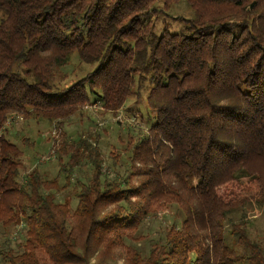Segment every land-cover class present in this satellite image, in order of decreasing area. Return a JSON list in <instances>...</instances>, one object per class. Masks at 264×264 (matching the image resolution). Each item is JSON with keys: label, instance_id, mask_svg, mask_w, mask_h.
Instances as JSON below:
<instances>
[{"label": "trees", "instance_id": "trees-1", "mask_svg": "<svg viewBox=\"0 0 264 264\" xmlns=\"http://www.w3.org/2000/svg\"><path fill=\"white\" fill-rule=\"evenodd\" d=\"M179 1L0 0V230L24 231L0 264H264L247 215L264 212V0H185L195 18L158 35L159 5ZM73 53L97 67L58 88ZM145 75L156 121L109 153L112 173L83 135L74 146L92 163L73 191L79 147L58 152L63 179L38 165L22 174L7 138L16 117L113 112ZM163 212L176 214L150 238Z\"/></svg>", "mask_w": 264, "mask_h": 264}, {"label": "rangeland", "instance_id": "rangeland-1", "mask_svg": "<svg viewBox=\"0 0 264 264\" xmlns=\"http://www.w3.org/2000/svg\"><path fill=\"white\" fill-rule=\"evenodd\" d=\"M163 10L156 15L154 20L157 26L156 33L162 34L165 31L169 33H182L186 28V23L173 19V17H181L184 20H192L195 18L194 10L187 4L185 0L171 5L170 9L165 11L163 3L159 5ZM97 64H88L83 62L77 53H73L65 67L61 68V72L65 73L63 79H55L53 82L58 88H67L72 86L78 80L83 79L88 73L94 71ZM148 76H142V80H136V94L128 99L125 104L116 111H104L100 103H92L89 107H85L63 119L62 124L58 121H48L31 117L24 119L16 117L11 125H8L7 138L10 142L18 145L23 150L24 155L22 161L24 167L22 174L29 173L35 165L41 167L49 177H59L63 179L65 175L61 171L58 163V152L64 146L73 145L78 148L81 143L74 146V142L83 136L87 144L97 147L101 156L105 159L104 168L112 173L108 167L111 163L110 152H118L122 154L127 142L132 135H141L146 133L156 121L155 115L151 113L146 105V98L149 91ZM96 97L92 96V100ZM25 139V140H24ZM86 145V144H83ZM79 147L85 151L80 153L79 171L73 175L69 191H73L74 180L78 177L87 176L90 173L91 160L86 157V147ZM67 150V149H66ZM88 156V155H87ZM126 164L121 165L120 174H123ZM81 179H84L83 177ZM64 182V180H63ZM223 197L229 198L227 194ZM76 201L74 200L73 204ZM175 212H172L174 216ZM170 212L158 213L155 217L148 221V235L150 238H158L162 234L167 225L172 221ZM176 214V213H175ZM248 219L250 221V232L254 239L260 241L264 246V212L257 205H252L248 211ZM234 217V215H233ZM181 219V218H180ZM19 228V227H18ZM13 234L16 237L13 238ZM23 228L13 229L8 234L1 233L0 230V247L5 239H10L17 246L23 239Z\"/></svg>", "mask_w": 264, "mask_h": 264}]
</instances>
